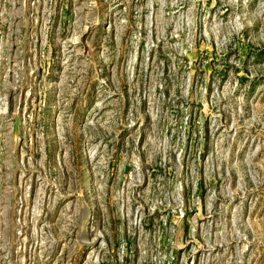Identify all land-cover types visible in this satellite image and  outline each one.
Masks as SVG:
<instances>
[{
    "label": "rangeland",
    "instance_id": "rangeland-1",
    "mask_svg": "<svg viewBox=\"0 0 264 264\" xmlns=\"http://www.w3.org/2000/svg\"><path fill=\"white\" fill-rule=\"evenodd\" d=\"M0 264H264V0H0Z\"/></svg>",
    "mask_w": 264,
    "mask_h": 264
}]
</instances>
